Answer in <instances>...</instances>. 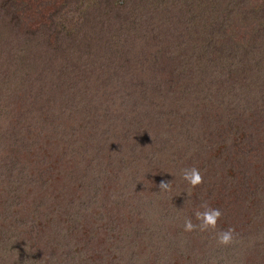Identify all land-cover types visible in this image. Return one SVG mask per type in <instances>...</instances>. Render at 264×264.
<instances>
[{
  "label": "trees",
  "instance_id": "obj_1",
  "mask_svg": "<svg viewBox=\"0 0 264 264\" xmlns=\"http://www.w3.org/2000/svg\"><path fill=\"white\" fill-rule=\"evenodd\" d=\"M88 1L93 3L90 13H96L91 19L77 14L78 26L71 33L66 32L73 19L69 14L72 4L67 2L64 13H57L51 25L41 26L39 32L32 35L14 26L13 37H0V66L10 63L9 73L0 77V179L8 187H0V192L8 197L9 212L5 211L3 218L10 223L7 230H0L1 234L7 231L0 241V255H5L0 259L5 264H87L98 255L92 248L107 249L112 244L105 260L110 264H144L145 260L184 264L186 258L188 264H239L238 260L255 250L257 262L249 264H264L256 259L257 254L264 257V243L256 249L264 237V220L250 209L253 196L248 191L241 193V199L244 209L253 213L248 216L251 225L234 229L233 242L227 246L217 243V247H208L210 237L206 238L202 252L190 241L204 233H186L181 227L185 220L180 224L172 218L183 214L179 205L172 214L166 210L184 195L185 187L175 182L183 180L182 169L193 167L192 155L202 146L196 142L199 135L223 131V124L229 127L236 116H243L244 123H251L252 135L258 137V149L264 148V18L260 19V35L250 45L253 50L246 44L241 47L246 54H240L236 52L239 46L227 44L216 57L229 63L230 70L218 65L212 70L206 56L215 52L214 36H228L224 29L232 22L226 19L237 0H201L202 6L191 0ZM236 18L241 23L247 17L236 14ZM65 36H87L92 56L85 53L80 38L67 40ZM200 36L212 39L209 47ZM50 37H56V44L46 53ZM76 54L89 57L87 62L96 66V75L88 84L86 80L76 82L73 73L78 68L71 73L65 67V61ZM252 61L257 64L255 71ZM243 73L247 76L238 85L240 79L235 78H242ZM108 79L114 80L118 90L106 109L98 104L100 96L96 103L91 101L89 87L100 88ZM230 79L233 82L228 84ZM249 79L255 83L245 85ZM234 86L239 90L232 92ZM250 89L255 90L254 95L246 99L244 91ZM17 104L22 111L18 112ZM198 116H202L200 126L196 124ZM73 128L78 129L76 134ZM233 128L231 124L227 135ZM260 160L263 164L256 169L264 171V153L256 165ZM58 172L66 177L56 189L64 208L56 213L54 208L46 220L53 241L46 243L45 252L35 253L29 245L33 239L22 238L26 247L16 243L19 224L22 228L30 225L29 217L27 222L17 221L23 212V208L16 209L18 194L36 185L43 189L46 182L57 183ZM73 179L82 192L75 201L84 196L88 203L82 188L91 194L89 203L99 188L115 190L121 196L98 213L95 229L90 225L85 228L79 209L69 210L66 205L73 200L69 191L75 196ZM163 180L170 182L166 191L158 187ZM260 199L259 205L264 206V192ZM31 214L38 218L36 208ZM55 216H61V221H55ZM3 218L0 214V228L6 225ZM31 254L29 263L26 256Z\"/></svg>",
  "mask_w": 264,
  "mask_h": 264
},
{
  "label": "rangeland",
  "instance_id": "obj_2",
  "mask_svg": "<svg viewBox=\"0 0 264 264\" xmlns=\"http://www.w3.org/2000/svg\"><path fill=\"white\" fill-rule=\"evenodd\" d=\"M116 1H121V0H116ZM128 1L131 2V0ZM191 1L196 5H201V0H191ZM67 2L72 4L69 14L73 19L70 20L71 25L70 27L66 28V32L71 33L75 31L78 26L75 23V18L77 14L82 15L81 18L91 19V17L94 16V14L96 13V11L90 13L92 11L91 10V6L93 5L92 1L0 0V37H9V38L13 37L15 33L14 26L17 28V30L26 29L30 31L29 34L32 33V35L34 32H36V30L39 32L40 31L39 28L41 26L51 25V23L53 22V18L57 13H61V12L64 13L63 6L66 7ZM107 2L108 0H105V3ZM235 2L236 5L235 7H233V12L230 15V18L226 19L227 23H229L230 21L232 23H230L225 27L223 33L228 36H224V37L214 36L215 43L212 49L215 52L208 53V55L206 56L207 57L206 60H210L212 62L210 66V68H213L212 70L217 69L218 66L230 70L229 63L227 62L222 63L216 57V52L220 51L222 47H226L227 44H230V46L233 45L236 48L239 46V49L236 50V52L240 54H244V53L246 54L245 52L246 49L243 50L241 49V47L245 46L246 44H248L247 47H250V45L254 44L252 43L254 38L260 35V31H261L260 19L264 18V0H237ZM236 14H240L247 18L245 19L242 18V21L240 23L236 18ZM16 24H18L19 27H17ZM85 37L87 36H65L67 40L80 38L79 40L85 43L83 45L85 53H91L90 56H92L93 52H90L88 47L89 40L86 39ZM98 37L100 38V36ZM181 37L187 38V36H181ZM204 37L205 36H200L201 38L200 41H202V43H204L207 47H209L212 39L204 38ZM55 38L56 37L54 38L50 37L48 39V42L44 47L45 49L44 52L48 53L49 51L52 50L53 44L54 46L56 44ZM230 39L231 42L228 41ZM6 40L8 41V39ZM228 49L233 50L232 48H228ZM249 50L250 51L253 50L252 47H250ZM144 52L148 57L149 55L148 52L146 51ZM88 59L89 57L79 58L78 55L76 54L75 57L71 59V61L69 60L65 61V67L66 69L71 71V73L74 68H78L77 70H74L73 73L75 76L74 78L76 82L78 80V83L82 84L84 82L81 81L86 80V84H88V82L94 77V75H96L94 73V71L96 70V66L94 64H89L87 62ZM247 62L248 61L246 58L245 63ZM251 63L254 64V71H255L257 64H255L253 61ZM241 65L243 66V64ZM0 67H2V69H0V77H5L3 72H6V74L9 73L10 63L5 62ZM162 74L166 76L163 70H162ZM246 76L247 75L243 73V77L242 78L237 77L235 78V81L240 79L238 83V85H240L242 80H244ZM16 77L17 76L14 75V81L16 80ZM37 79L38 78H36L35 80ZM162 79L164 80V83H167V77H164ZM18 80L19 78L17 79V81ZM231 82L233 81L230 79L227 83L230 84ZM249 83L254 84L255 80L249 79L245 83V85ZM245 85L243 89H245ZM19 87L20 86L16 88ZM117 90H118V86H116L114 80L105 81L100 88L92 84L91 87H89L91 101H93V103H96V99H95L96 96H100L98 104L99 105L102 104L100 106L109 109V107H111V104L109 102L112 100L113 95L116 93ZM233 90L234 91L239 90L238 86L231 87L232 92ZM250 90L252 91H244L246 95H244L243 97H245L246 99L252 97L254 95L253 92H255V90L254 89H250ZM226 97L227 99L229 98L231 99L232 96H226ZM116 105L117 104L113 106ZM16 108L18 112L22 111V108L19 104L16 105ZM197 112L200 115L203 114L202 112H200L199 108L197 109ZM195 119H196V124L200 126L202 122L201 121L202 116H198ZM236 119L237 120H233L232 122L228 123L229 127H226V125L223 124L222 125L223 131L218 130V132H216V130H214L213 133H209L206 136L199 135V137L197 138L196 142L201 143L202 146L194 151L195 154L192 155L193 160H191L190 164H192L193 167L200 170L201 175L203 177V182L199 186L192 189L184 180H177L175 183H179V185L182 184V186L185 187L184 191H182L184 195H180L179 198H177L176 203L174 204L175 207H173L172 205L170 208H166V210L170 214H172L176 206L179 205V210H181L183 214L177 215L176 217H172V218L177 220L180 224L186 218H192V222L194 224L197 223L194 217V212L196 210H202L200 206L205 203L212 208L220 209L222 212V216L217 222L216 231L226 230L228 228L240 229L243 228L242 226H244L246 223H249L251 225L252 219L251 218L249 219L248 217L253 214V213H249V211L251 210L253 212L255 211V213L256 212L259 213L258 214L259 217L263 218L264 220V206L259 205V202L261 200L260 196L264 192V171L260 169H256L258 164H263L262 161L260 160V162L257 163L256 165V160L257 158L260 157L261 153H264V148L263 146L260 145L261 150L258 149V137L252 135L254 134V132L252 130L253 128L250 127L251 126L250 121L244 123L245 117L243 116H236ZM179 123H181L184 126V124L181 121H179ZM231 124H233L234 126V128L231 130L232 134L227 135L228 129L230 128ZM257 130H259V128H257ZM72 132L76 134L78 132V129L77 130L74 129V131ZM236 137L241 138V141L243 143L240 140H238ZM236 141L241 142V144L235 143ZM246 149H249L248 154L244 153ZM241 153L244 156H240ZM72 162L73 160L70 159L69 163L71 164ZM62 163L63 162H61V164ZM66 164L67 163L65 162L64 165ZM107 170H110V167H108ZM180 174L182 175V172H180ZM54 175H55V171L51 173V176L54 177ZM177 175L178 174H176L175 176ZM56 177L58 179L57 183H54V181L51 182L50 180L52 184H48L46 182L43 189L41 188L37 189V187L39 186L36 185L35 188L30 187L29 189L28 188L22 189V192L18 194V199H17L18 205H16V209L19 211L20 208H23V212L19 215L17 221L18 223L24 221L27 222L29 217L30 225L25 224V226H23L24 228H22V223L19 224L21 230H17L19 233H16V235H18L19 239L17 238L16 243L18 246L20 245V243H22L26 247V240L22 241V238L33 239V241H31L29 245L31 246V249L35 253L45 252L47 249L46 243L51 244V242L53 241L52 240L53 235H51V229H49L46 220L52 215L54 208H55L54 213L64 208L59 196L57 195L56 189L59 188V183L61 182L60 179H65L66 177L60 174L59 172L56 175ZM47 178L50 179V174L47 177L45 176V181L47 180ZM5 184L6 182L0 179V187L7 189L8 187H6ZM48 185H50L51 187H48ZM72 186H73L72 190H74L75 196H72L71 194L72 192L70 193L69 191V195L73 197V200L68 201L66 205L69 208V210L72 207L74 208V210H76V207L79 209L80 211L79 214L80 217L82 218L81 223L84 225L85 228L88 225H90L93 229H95L96 216H98V213L100 215L101 212L106 211L103 210V208L110 201L112 202L118 201L121 198V196H119L118 192L115 190L101 191L102 188H99L98 189V194L100 193L99 196L98 194H96L95 195L96 197L93 198L89 203L91 194L89 193L88 188L87 189L82 188V191L86 195V199L88 203H86L84 196L80 198L81 201H75V199H77L82 192L80 191L74 179L72 182ZM36 189L43 191H37ZM243 191H248V193L253 196L250 202V207L252 208H250L251 210L249 211H247V209H244L242 205L241 193ZM0 194H2L0 195V214H2V218H3L5 211L9 212V206H7V202H6V200L8 201V197L6 194H3L1 192ZM46 202L49 203V206H46ZM261 206L262 209H260ZM34 208L38 210L37 219H34L33 215L31 214ZM162 208L165 209L164 207ZM54 219L55 221H61V216H55ZM5 221L8 220H5L3 218V222L6 225L1 226L0 228L1 231L7 230L5 228L8 227V225H10V223H6ZM253 224H255V222ZM257 224L259 225L258 222ZM183 225L181 226L182 228ZM221 226H223L222 227L223 229H221ZM164 231H166V229ZM6 232L2 234L0 232V241L4 239L3 237ZM203 233L204 235L194 236L191 239L190 244H194L195 246H198L197 250L202 252L205 249V246L203 245L205 244L206 238L210 237V241L209 243H207V246L208 247L218 246L216 240V232L209 230ZM9 235H13V232L9 233ZM41 235L42 237H40ZM38 237L43 239L44 242L40 243L41 239L37 241ZM103 241H104V237H103ZM263 243H264V237L258 241L256 249H259L260 245ZM0 248H1V244H0ZM112 248H113L112 244L109 245L107 249H102L101 246L100 247L98 246V250L97 248L95 249L92 248L91 250H96L98 255L97 256L95 255L94 256L95 258L87 264H110L108 261L105 260H106L107 252H110ZM3 252L5 253L6 250H3ZM256 253L257 251L255 250V252L252 255L243 256L240 259V261L238 260V262H240L239 264H249L250 262L251 263L257 262L255 261ZM4 256H5L4 254L0 255V257H4ZM23 257H25V255H22V258ZM31 257H33L32 254L26 256V259L29 263ZM188 259H190L189 260L190 263L191 261H193L192 258H190V256L188 257ZM224 259L226 260V257H224ZM256 259L264 260V257L261 258L260 255L257 254ZM0 260L2 264H5L2 259ZM226 263H228V260H226ZM144 264H150V261L145 260ZM184 264H188L187 258L185 259Z\"/></svg>",
  "mask_w": 264,
  "mask_h": 264
},
{
  "label": "clouds",
  "instance_id": "obj_3",
  "mask_svg": "<svg viewBox=\"0 0 264 264\" xmlns=\"http://www.w3.org/2000/svg\"><path fill=\"white\" fill-rule=\"evenodd\" d=\"M181 178L192 189L203 182L200 170L195 167L182 169ZM169 186L170 182L166 180L161 181L158 185L161 190L165 191L168 190ZM200 207L202 210H196L194 212V217L197 223L194 224L192 218H186L183 225L184 231L192 232L194 230H199L200 232H206L211 230L216 232V240L219 245L227 246L231 244L234 239V229L228 228L226 230L216 231L217 222L222 216L221 210L218 208H212L206 203L202 204Z\"/></svg>",
  "mask_w": 264,
  "mask_h": 264
}]
</instances>
